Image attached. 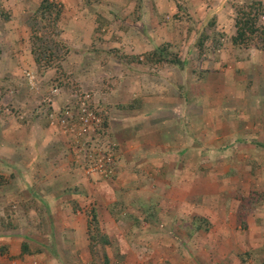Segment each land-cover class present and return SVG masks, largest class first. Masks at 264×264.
I'll use <instances>...</instances> for the list:
<instances>
[{
	"label": "rangeland",
	"instance_id": "1",
	"mask_svg": "<svg viewBox=\"0 0 264 264\" xmlns=\"http://www.w3.org/2000/svg\"><path fill=\"white\" fill-rule=\"evenodd\" d=\"M258 1L0 0V264H186L180 254L201 240L189 241L190 218L201 217L200 234L209 227L193 206L211 191L259 235L264 41L260 30L233 41L240 10ZM48 2L56 22L41 11ZM35 37L59 59L39 65ZM166 44L184 67L146 63ZM82 101L100 121L80 139L57 121ZM95 213L110 244L98 237L92 253ZM20 243L21 258L10 253Z\"/></svg>",
	"mask_w": 264,
	"mask_h": 264
},
{
	"label": "crops",
	"instance_id": "2",
	"mask_svg": "<svg viewBox=\"0 0 264 264\" xmlns=\"http://www.w3.org/2000/svg\"><path fill=\"white\" fill-rule=\"evenodd\" d=\"M212 125H214V123H212ZM218 129L219 127L217 125L216 126L214 125L213 130L217 131ZM216 131L214 133L215 135L218 134ZM215 135L211 137L214 139ZM217 154L218 153H215V155ZM210 157H214V156L211 155ZM228 171L229 170H227V172H218L219 177H221L220 176L221 173H228ZM211 172H214V173L210 174L209 179L212 177V175H215L216 170H213ZM193 173H197V172H193ZM16 176H20V177L23 176L22 171L16 174L15 177ZM188 182H191V184L193 185V180L191 178L190 180L186 181L187 184ZM222 183H221L222 187L220 190L223 193H228L230 191L229 186H228L229 184H227V178H224V176H223ZM263 186H264V179H263V184L261 185V187ZM218 192L211 191L204 196H202V194L200 193L201 194L200 199L203 201L204 206L196 204V206H193L194 207L193 209H195L203 217L207 218V219L202 218L201 220H205V222L209 223V227H208L209 231L207 230L205 234H200V232L203 231L202 230L203 227H199V223H198L201 217L193 216L192 219L190 218L189 220L191 223L190 232L192 233L193 236L192 238L190 237V240H189V237H188L189 235H186L188 233L187 232V233H184L181 237L189 241H194L198 239H201V240L196 243L195 250H188V251L186 250L185 255L181 253L180 256L187 257L186 260L184 261L186 262V264L188 262H190L191 264H244L243 261L247 262L245 264H256V263H253L251 255H252L253 250L257 249L256 247L262 246V248H264V243H263L264 242V217H262L263 224H258L259 228H258V231L257 230L256 231L258 232L259 235H257L254 232V228H252L253 226L251 225L252 223H256V221L251 220V217H250L246 224L248 225V227L247 228L242 227V225L239 224L241 223L239 221V218L234 216L233 211L235 208V204L232 203V205L229 206L227 202L228 200L227 199H226L227 201L225 200V195L224 194L217 195ZM186 206L189 207L190 203H187ZM188 207L186 209H188ZM44 208L48 209L46 208V206ZM66 211H68V209ZM72 212L73 211L70 209L67 220H69L71 216H73L74 213ZM53 213L54 212L52 211L51 214L47 217V219H49L48 222L51 221L53 225L55 224L57 226V224L55 223L56 218H53L54 217ZM72 221L73 219L71 218V222ZM243 221L245 222V220ZM69 222L70 220L68 221V223ZM193 224H195L196 226L195 228L197 231H194ZM49 225H50V222H49ZM66 230L67 232L71 231V235L74 232L73 229H70V228ZM49 231H50V228H49ZM57 232L58 231H54L55 233L54 237L58 235ZM31 233L33 232L30 230V233L28 236H30ZM46 236H50L49 233ZM16 239L22 242L23 237L19 235V237H16ZM16 239L14 240V242L17 241ZM24 239H25V236H24ZM48 243H49L48 238L42 240L41 242V244H45V245H49ZM50 245L51 247L58 249L60 246V243L50 244ZM51 247H48V248H51ZM44 249H41L42 258L44 254ZM15 250H13L14 254L10 252L11 255H17L19 256V258H21V256L26 255V253L22 254L24 250H23V247H21V243L17 247V250L16 251ZM31 250L35 251L33 248H31ZM258 251H259V256H262L264 254V250L258 249ZM30 254L32 255V253ZM248 256H250L249 260L247 259ZM76 257L78 259L79 255H76Z\"/></svg>",
	"mask_w": 264,
	"mask_h": 264
},
{
	"label": "trees",
	"instance_id": "3",
	"mask_svg": "<svg viewBox=\"0 0 264 264\" xmlns=\"http://www.w3.org/2000/svg\"><path fill=\"white\" fill-rule=\"evenodd\" d=\"M41 11L43 14H46V17H49L50 20H54V22H56V20L61 15V10L57 8V5L51 2H48V4H46L45 6L42 5ZM53 12H56V16L53 19H51V14ZM239 14L241 15V17H239L236 23L237 35L233 39L234 43L236 44L244 43L245 38L248 41L259 30H260L259 39L264 41V27L260 26V29H258L257 24H255L258 22L257 20H259L260 16L264 14V5L262 4V2L261 1L254 2L253 4H250L242 8ZM36 25L37 24H33L34 27H36ZM35 40L37 43L40 41L42 45L41 47L35 46L33 50V53L35 54L37 63L39 65L41 64L51 65L52 62L56 60L55 56L59 59V56L54 51H52L51 47L48 44H46V41H44V39L35 37ZM48 56H50V59H48L49 58ZM172 56L175 55L173 52H171L170 47L167 44L160 46L154 51L146 52L144 54L145 60L147 61L146 63H150L152 65H163L164 62H171L177 66L184 67L185 62L181 58H179V55H176L175 57ZM45 60L47 64L45 63ZM93 219H94L93 226L89 230L90 233L89 246L92 253L96 249V244H94L95 240H97L98 237L102 238L103 236L98 232L100 228V223H99L98 215L96 213L94 214ZM102 241L104 246L110 244V239L108 235H106Z\"/></svg>",
	"mask_w": 264,
	"mask_h": 264
},
{
	"label": "built area",
	"instance_id": "4",
	"mask_svg": "<svg viewBox=\"0 0 264 264\" xmlns=\"http://www.w3.org/2000/svg\"><path fill=\"white\" fill-rule=\"evenodd\" d=\"M62 112V117L57 121V125L61 128H65V131L77 130L80 139L81 135L85 137L88 136L93 129V125L96 126L98 121H100L96 116V113L88 104H86L85 101L77 102L74 105L73 103H70L65 107V110H62ZM111 160L112 156L110 155L108 161ZM110 173L111 172L109 171L106 174L108 175Z\"/></svg>",
	"mask_w": 264,
	"mask_h": 264
},
{
	"label": "clouds",
	"instance_id": "5",
	"mask_svg": "<svg viewBox=\"0 0 264 264\" xmlns=\"http://www.w3.org/2000/svg\"><path fill=\"white\" fill-rule=\"evenodd\" d=\"M92 108V107H91Z\"/></svg>",
	"mask_w": 264,
	"mask_h": 264
}]
</instances>
